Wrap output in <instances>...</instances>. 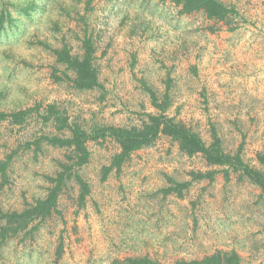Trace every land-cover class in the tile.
<instances>
[{"label": "rangeland", "instance_id": "1", "mask_svg": "<svg viewBox=\"0 0 264 264\" xmlns=\"http://www.w3.org/2000/svg\"><path fill=\"white\" fill-rule=\"evenodd\" d=\"M222 1L237 11L231 23L182 13L170 0H0V110L55 103L88 130L140 126L160 112L154 93L207 143L215 129L226 152L241 151L264 170V0ZM85 30L96 41L101 89H76L53 51L67 42L81 52ZM51 130L36 112L24 124L0 120V162L13 154L5 183L0 175V213L46 196L67 151L27 146ZM88 145L85 203L69 181L60 213L10 238L0 264H125L144 256L175 264L217 250L264 264V192L239 172L227 178L224 166L188 156L161 135L104 179L120 147L112 138ZM208 171L212 177H193ZM183 182L181 193L169 189Z\"/></svg>", "mask_w": 264, "mask_h": 264}, {"label": "trees", "instance_id": "2", "mask_svg": "<svg viewBox=\"0 0 264 264\" xmlns=\"http://www.w3.org/2000/svg\"><path fill=\"white\" fill-rule=\"evenodd\" d=\"M170 1L181 6L182 13L203 11L207 18L216 21L231 23L234 15L237 14L235 7L227 5L222 0ZM25 10L27 11L28 8H25ZM53 51L56 55V62L65 67L64 74L71 79L76 89L94 90L103 88L104 85L101 81L100 70L96 61V41L91 32L85 30L81 38V52L74 53L67 42L63 43L59 48H54ZM68 71L73 73V76L68 74ZM152 101L160 112L156 114L149 113L148 119L140 126L102 125L92 130H88L77 121H72L67 112L55 103H49L45 107L41 104L36 107L18 109L11 112L0 110V120L10 119L14 124H24L34 112L40 114L44 122L51 125L53 130L28 143L27 147H32L34 144L35 150L39 151L42 149L43 143H47L67 151L66 159L59 161V169L54 175L49 176L50 186L45 197L28 203L21 211L15 210L0 213V221H3L0 228V249L10 238L16 237L22 232L31 231L32 228L29 229V227L35 221L41 222L52 217L55 213H60L58 209L59 196L63 189L68 186L69 181L73 180L79 186V202L80 204L85 203L91 187L80 173V167H83L90 160L91 151L88 145L90 141L112 138L120 147L119 151L112 157L111 163L108 166H104V179L112 170L120 172L123 165L135 151L151 146L161 135H166L176 141L180 150L188 156L201 153L209 165L224 166L227 178H229L232 169L239 172L241 177L247 178L261 187L264 192V170L246 162L241 151L235 154L226 152L223 148L222 140L215 129L212 132V141L207 143L198 131L166 113L169 106L167 100L161 102L152 93ZM12 157L13 154L11 153L6 160L0 162L2 183L7 181V168ZM258 160L264 166V152L258 154ZM212 175L213 172L209 171L193 173L194 178L212 177ZM188 184L189 182L177 183L176 186L169 189L177 190L181 193V189ZM38 226L39 223L37 222L33 227ZM241 262V256L237 251L217 250L204 256L201 260H181L175 264H241ZM125 264L163 263L144 256L128 257L125 260Z\"/></svg>", "mask_w": 264, "mask_h": 264}]
</instances>
